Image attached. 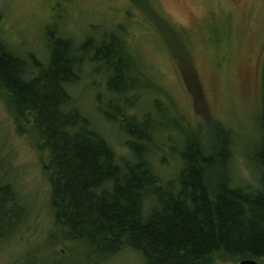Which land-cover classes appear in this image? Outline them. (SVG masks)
Returning a JSON list of instances; mask_svg holds the SVG:
<instances>
[{"label": "rangeland", "instance_id": "374dc122", "mask_svg": "<svg viewBox=\"0 0 264 264\" xmlns=\"http://www.w3.org/2000/svg\"><path fill=\"white\" fill-rule=\"evenodd\" d=\"M0 13V38L27 61L48 64L51 28L76 45L90 43L93 50L104 46L101 60L87 65L68 90L74 106L120 158L127 157V139L103 113L109 104L132 98L127 113L141 117L149 112L157 118L158 104L165 115L153 147V156L163 161L157 163L160 175L176 176L184 139L199 142L208 154L217 153L216 132L222 130L230 143L231 181L257 185L255 154L264 116V0H241L238 6L231 0H0ZM111 60L130 63L136 84L131 98L118 99L107 91L103 63ZM38 147L35 133L17 125L0 95V189L8 185L18 195L19 217L23 207L27 210L11 233L12 222L0 221V264H143L130 250L102 259L82 244L61 240L50 207V180L43 172L47 154ZM215 264L227 263L217 259Z\"/></svg>", "mask_w": 264, "mask_h": 264}, {"label": "trees", "instance_id": "16d2710c", "mask_svg": "<svg viewBox=\"0 0 264 264\" xmlns=\"http://www.w3.org/2000/svg\"><path fill=\"white\" fill-rule=\"evenodd\" d=\"M51 29L45 66L15 55L0 38V95L17 125L29 127L37 136L38 148L47 154L43 172L50 180V207L61 240L82 244L102 259L130 250L143 264H215L217 259L261 264L264 116L255 154L260 171L255 187L231 181L230 143L228 132L222 130L216 132L220 135L217 153L208 154L199 142L184 139L177 174L169 179L159 173L157 163L162 164V159L153 156L163 110L156 104L157 118L149 112L141 117L127 113L136 89L130 63H103L107 91L118 99L131 98L122 105L109 104L103 113V119L119 124L127 139V157L120 158L93 121L74 106L68 90L79 82L87 65L101 60L104 46L94 52L90 43L76 45ZM19 202L13 188L0 189V221L13 225L8 233L26 217L24 207L22 218L18 215Z\"/></svg>", "mask_w": 264, "mask_h": 264}, {"label": "water", "instance_id": "95a60500", "mask_svg": "<svg viewBox=\"0 0 264 264\" xmlns=\"http://www.w3.org/2000/svg\"><path fill=\"white\" fill-rule=\"evenodd\" d=\"M227 264H231V263H227ZM235 264H260V263L255 260L246 259Z\"/></svg>", "mask_w": 264, "mask_h": 264}, {"label": "flooded vegetation", "instance_id": "af4514ba", "mask_svg": "<svg viewBox=\"0 0 264 264\" xmlns=\"http://www.w3.org/2000/svg\"><path fill=\"white\" fill-rule=\"evenodd\" d=\"M241 2V0H231V3L233 5H239ZM255 5V4H254ZM255 6L252 7V9H254ZM263 10V9H262ZM229 13V12H228ZM260 62H264V54H262L261 58H260Z\"/></svg>", "mask_w": 264, "mask_h": 264}]
</instances>
